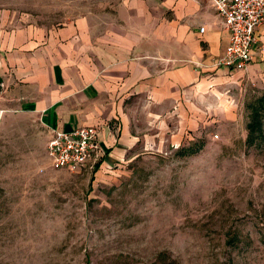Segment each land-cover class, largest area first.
Here are the masks:
<instances>
[{"label":"rangeland","instance_id":"374dc122","mask_svg":"<svg viewBox=\"0 0 264 264\" xmlns=\"http://www.w3.org/2000/svg\"><path fill=\"white\" fill-rule=\"evenodd\" d=\"M124 1L0 0V25L49 32ZM216 59L192 65L206 88L139 117L128 153L79 173L51 167L33 115L0 110V264H264V119L251 145L247 127L264 85Z\"/></svg>","mask_w":264,"mask_h":264},{"label":"crops","instance_id":"0c3cea01","mask_svg":"<svg viewBox=\"0 0 264 264\" xmlns=\"http://www.w3.org/2000/svg\"><path fill=\"white\" fill-rule=\"evenodd\" d=\"M257 35L250 66L225 75L264 85V24ZM228 43L209 0H126L49 32L2 24L0 110L33 115L50 139L56 130L99 128L100 167L137 144L139 117L154 123L161 117L154 109L166 113L182 91L206 88V75L192 65L206 68Z\"/></svg>","mask_w":264,"mask_h":264},{"label":"built area","instance_id":"2783aa9c","mask_svg":"<svg viewBox=\"0 0 264 264\" xmlns=\"http://www.w3.org/2000/svg\"><path fill=\"white\" fill-rule=\"evenodd\" d=\"M209 1L229 34L228 46L224 54L216 59V66L237 71L246 70L260 43L257 28L264 24V0ZM205 31V26L200 28L201 33ZM98 140L97 127H78L72 131L56 130L47 146L51 167L73 173L93 169L103 160Z\"/></svg>","mask_w":264,"mask_h":264},{"label":"trees","instance_id":"16d2710c","mask_svg":"<svg viewBox=\"0 0 264 264\" xmlns=\"http://www.w3.org/2000/svg\"><path fill=\"white\" fill-rule=\"evenodd\" d=\"M251 120L248 123V143L254 144L259 137H262V122L264 119V96L258 98L253 105L250 106ZM259 132V136L256 134ZM263 138V137H262ZM100 165V164H99Z\"/></svg>","mask_w":264,"mask_h":264}]
</instances>
